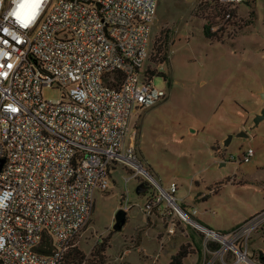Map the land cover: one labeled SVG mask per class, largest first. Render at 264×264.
I'll return each instance as SVG.
<instances>
[{
    "label": "built area",
    "instance_id": "2783aa9c",
    "mask_svg": "<svg viewBox=\"0 0 264 264\" xmlns=\"http://www.w3.org/2000/svg\"><path fill=\"white\" fill-rule=\"evenodd\" d=\"M157 1L0 0V264H60L118 167L131 171L125 182L152 180L141 209H158L167 234L182 221L203 234L200 264H264L250 248L264 208L228 231L210 229L176 203L175 182L162 188L133 141L125 145L132 114L166 96L145 66ZM243 1L216 0L223 20ZM44 88L60 97L44 98ZM130 207L126 195L121 208Z\"/></svg>",
    "mask_w": 264,
    "mask_h": 264
},
{
    "label": "rangeland",
    "instance_id": "374dc122",
    "mask_svg": "<svg viewBox=\"0 0 264 264\" xmlns=\"http://www.w3.org/2000/svg\"><path fill=\"white\" fill-rule=\"evenodd\" d=\"M205 25L209 26L208 36ZM160 55L167 58L157 63ZM145 66L157 69L154 83L166 90V96L132 114L125 145L133 141L142 167L164 189L176 182L179 205L184 196L196 193L191 190L195 179L202 192L220 184L217 194L195 203L196 216L209 228L228 229L264 208V117L253 122L255 114L264 109V0H245L234 8L229 21L208 2L158 0ZM42 95L57 99L60 91L44 88ZM240 130L247 136L237 137ZM248 147L253 155L249 161L239 162ZM219 159L225 164L220 166ZM130 172L118 167L108 188L95 193L91 217L72 246L89 255L103 239L106 264H156L146 254L153 252L159 255L157 264H169L170 256L183 245L188 253H195V264H200L203 234L182 221L167 238L158 209L153 212H159L165 231L158 228L164 241L162 247L151 244L153 230L146 233L148 225L143 223L140 207L156 188L143 173L125 182ZM140 182H146V191L137 194ZM126 195L131 203L127 221L114 231V213ZM190 208L185 209L190 212ZM258 233L260 237L250 248L264 252V227Z\"/></svg>",
    "mask_w": 264,
    "mask_h": 264
},
{
    "label": "crops",
    "instance_id": "0c3cea01",
    "mask_svg": "<svg viewBox=\"0 0 264 264\" xmlns=\"http://www.w3.org/2000/svg\"><path fill=\"white\" fill-rule=\"evenodd\" d=\"M255 12H256V18H258L259 17V15H258V13H257V11L255 10ZM224 161L223 160H220L219 159V165L221 166V165H224L225 163H223ZM172 182H174V181H172ZM194 182V186L192 187V189L191 190H194V191H196V193L194 194V195H187V196H184L182 199H180L181 200V206L182 207H184V208H187L188 206H190L191 208H194V209H196V213H195V215H194V217H195V219L197 220V221H199L201 224H203L202 222H201V220L196 216V214L197 213H199V211L197 210V208H196V206H195V203L196 202H198V203H204L205 201H207L208 199H210L211 198V196H214L215 194H217V192L219 191V189H220V184H219V186L218 185H214V186H212V187H215V190L213 191V192H208V190H207V192H202V191H200V190H197L198 189V183H199V181L198 180H194L193 181ZM176 183V182H175ZM216 183V182H215ZM211 187V188H212ZM177 189H178V187H177ZM208 189H210V188H208ZM131 208V207H130ZM130 208L129 209H127V210H125L126 211V221H127V212L130 210ZM191 208H190V210H191ZM262 209V208H261ZM140 210H141V212H142V214L144 215V217H145V222H143V223H145L146 225H148V230L146 231V233H148V232H150L151 230H153V234L151 235V236H149V239H150V237H151V239H152V242H151V244L153 243H159L160 244V247H162L163 246V241H164V239L162 240V238H163V236L161 237L160 236V234H161V232H160V230H159V228H161V230H163V231H165L163 228V224H162V222H161V220H160V216L158 215L159 214V212L157 211V213L156 212H151V213H145L144 211H142V209H141V207H140ZM256 211H258V210H256ZM256 211H254L253 213H255ZM253 213H251V214H253ZM251 214H248L246 217H244L242 220H240L239 222H237V223H235L234 225H232V226H230L228 229H225V230H221L220 232H225V231H228V230H230L231 228H233L234 226H236L238 223H240V222H242L244 219H246L248 216H250ZM126 223V222H125ZM124 223V224H125ZM204 226H206L205 224H203ZM124 226V225H123ZM122 226V227H123ZM153 226H155V228L153 229L152 227ZM158 229H157V228ZM207 227V226H206ZM209 228V227H208ZM122 229V228H121ZM210 229H212V228H210ZM213 230H215V229H213ZM215 231H219V230H215ZM149 234V233H148ZM170 234H167L166 233V235L165 236H167V238H169L170 236H169ZM258 237H260V236H257L256 238H258ZM160 238V239H159ZM166 238V240H169V239H167ZM261 240H264V237H261ZM149 241V240H148ZM147 241V242H148ZM149 243V242H148ZM146 244V245H150V244ZM143 247V249H144V245L142 246ZM178 250L179 249H177V251L176 252H174L171 256H173L175 253H177L178 252ZM260 250H262V249H260ZM146 252V251H145ZM262 252H263V250H262ZM148 256H151L150 258L152 259V263H158V261H159V255H154V252L152 253V254H150V253H146ZM194 254L195 253H186V255L184 256V258H183V263H184V260L185 259H187V258H189V264H195L197 261H195V258L196 257H194ZM263 254H264V252H263ZM171 256H170V259H171ZM194 257V258H193ZM169 262H170V260H169ZM185 264V263H184Z\"/></svg>",
    "mask_w": 264,
    "mask_h": 264
},
{
    "label": "trees",
    "instance_id": "16d2710c",
    "mask_svg": "<svg viewBox=\"0 0 264 264\" xmlns=\"http://www.w3.org/2000/svg\"><path fill=\"white\" fill-rule=\"evenodd\" d=\"M250 1H253V0H250ZM201 2H208L209 4H214L215 7H217L218 12L221 13V16L223 19L224 9L220 5H218L216 0H206V1L201 0ZM233 11H234V9L231 10V18L233 17ZM254 13H255V11H254ZM255 16H256V13H255ZM229 20H231V19H229ZM229 20H224V21H229ZM208 32H209V26L205 25L204 26V33L207 36H208ZM168 38H169V35L166 33L164 36V40L166 43L169 40ZM157 45H158L157 49H159L160 44H157ZM166 58H167V55H160L157 63L164 62ZM148 69L149 68H147V70ZM47 243H48V240L44 239V245H46ZM106 247H107V244L103 241V239L101 241L98 240L97 243L92 248L89 255H85L79 248L72 246L64 254L60 264H106V260H105V256H104V251H105ZM49 250L50 249L47 246L42 248V251H44V252H49ZM186 253H187V251L184 249L183 245H180L178 252L175 253L173 256H171L169 264H184L182 259L184 258Z\"/></svg>",
    "mask_w": 264,
    "mask_h": 264
},
{
    "label": "water",
    "instance_id": "95a60500",
    "mask_svg": "<svg viewBox=\"0 0 264 264\" xmlns=\"http://www.w3.org/2000/svg\"><path fill=\"white\" fill-rule=\"evenodd\" d=\"M264 117V109L260 110L259 113L255 114L253 122L256 124L259 120H261ZM237 137H246L247 134L245 131L240 130L235 134ZM232 137V135H228L227 139L224 140L223 144L226 145L227 141ZM3 162V159H0V166ZM137 194L144 193L146 191V183L140 182L136 189ZM126 222V211L123 208H119L114 213V222L112 224V230L119 231L121 230L122 226Z\"/></svg>",
    "mask_w": 264,
    "mask_h": 264
},
{
    "label": "snow or ice",
    "instance_id": "6c2138e0",
    "mask_svg": "<svg viewBox=\"0 0 264 264\" xmlns=\"http://www.w3.org/2000/svg\"><path fill=\"white\" fill-rule=\"evenodd\" d=\"M35 6H36L35 4H34V5H32V7H33V8H35ZM19 8H21V9H22V8H24V5H23V4H21V5L19 6ZM14 14H15V15H17V18H18V19L20 18V16H19V10H18V12H17V13H14Z\"/></svg>",
    "mask_w": 264,
    "mask_h": 264
}]
</instances>
